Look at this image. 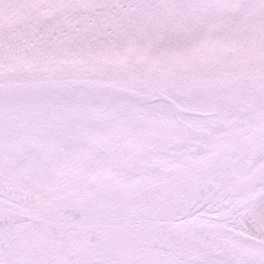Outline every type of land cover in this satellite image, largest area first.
<instances>
[{
    "label": "snow or ice",
    "instance_id": "obj_1",
    "mask_svg": "<svg viewBox=\"0 0 264 264\" xmlns=\"http://www.w3.org/2000/svg\"><path fill=\"white\" fill-rule=\"evenodd\" d=\"M0 264H264V0H0Z\"/></svg>",
    "mask_w": 264,
    "mask_h": 264
}]
</instances>
